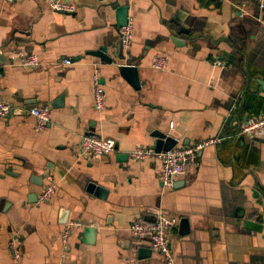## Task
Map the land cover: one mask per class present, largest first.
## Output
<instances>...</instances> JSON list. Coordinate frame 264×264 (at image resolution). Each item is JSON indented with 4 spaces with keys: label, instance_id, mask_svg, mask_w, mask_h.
I'll return each mask as SVG.
<instances>
[{
    "label": "crops",
    "instance_id": "1",
    "mask_svg": "<svg viewBox=\"0 0 264 264\" xmlns=\"http://www.w3.org/2000/svg\"><path fill=\"white\" fill-rule=\"evenodd\" d=\"M55 1L75 9L0 0V98L15 109L0 118V264H58L63 255L65 264H165L131 230L161 213L179 219L175 264H264V134L237 137L245 122L264 115L259 0ZM119 7L128 8L134 28L128 51ZM101 48L113 64L92 55ZM21 51L37 55L41 66L21 67ZM156 55L168 57L166 70L152 68ZM216 59L227 68L215 67ZM120 64L138 68L139 89L120 75ZM96 66L107 96L103 112L94 106ZM34 107L51 109L42 131L30 115ZM155 131L183 146L226 140L203 149L187 174L164 188L159 162L129 156L154 148ZM83 135L114 139L116 152L78 159ZM92 183L105 198L88 192ZM49 184L55 195L38 204ZM73 222L82 226L64 244L62 232ZM85 227L97 230L94 244L85 242ZM13 236L18 261L9 249Z\"/></svg>",
    "mask_w": 264,
    "mask_h": 264
},
{
    "label": "built area",
    "instance_id": "2",
    "mask_svg": "<svg viewBox=\"0 0 264 264\" xmlns=\"http://www.w3.org/2000/svg\"><path fill=\"white\" fill-rule=\"evenodd\" d=\"M8 3H14L18 0H2ZM49 7L52 11H60L71 13L75 7L68 4H62L55 0H48ZM259 7L264 10V0H259ZM134 38V28L132 22L121 29V45L125 51L130 50ZM17 55L13 56V59ZM20 61L18 64L21 67L36 69L41 66L39 57L35 54H26L19 52ZM168 57L165 55H156L153 58L152 68L158 71H164L167 68ZM71 60H66L65 64L71 65ZM215 67L226 69L227 64L216 59L213 62ZM102 77L100 68L96 66L93 71L92 83L94 93V106L99 112L105 109L106 92L102 85ZM15 109L4 103L0 98V118H6L13 114ZM30 115L36 120V130L42 131L51 124V109L49 107H34L30 110ZM264 134V115L257 119H252L245 122L237 137L239 136H260ZM226 138L218 136L213 139L195 143L192 145H177L169 151L157 152L153 147H137L133 149L129 156L136 161L155 160L160 163V177L164 188H172L176 180L187 174L190 166L196 163L198 155L203 149L210 146L222 145ZM116 152V141L112 138H105L93 135H83L80 145L77 149L76 156L78 159L108 157ZM56 187L53 184L47 185L38 197V204H44L51 200L55 195ZM257 221V217L253 218ZM179 219L170 217L166 214H158L156 219L151 222L137 221L132 224L131 230L140 241L149 243L151 250L160 255L165 264H175L172 253V232L178 227ZM79 222L67 224L62 232V242L67 244L75 227H81ZM9 249L15 260L21 259V251L18 245V240L15 236L9 241ZM58 264H65V255L62 256Z\"/></svg>",
    "mask_w": 264,
    "mask_h": 264
},
{
    "label": "water",
    "instance_id": "3",
    "mask_svg": "<svg viewBox=\"0 0 264 264\" xmlns=\"http://www.w3.org/2000/svg\"><path fill=\"white\" fill-rule=\"evenodd\" d=\"M128 17H129L128 8L119 7V16H118L119 27L122 28L128 24L129 22ZM175 40H176L175 42L178 43L179 39H175ZM92 55L99 57L100 60L103 62V64H108V65L113 64V59H111L107 55L106 48H101L99 51L92 53ZM115 57L120 59L121 58L120 53L116 54ZM118 69H119L120 75L123 78H125L135 89H139L141 87V83L139 80V74H138V68L136 66L120 64L118 65ZM233 120H234V115H231L228 118L227 123ZM153 137L156 138L154 149L157 152L169 151L178 145V141L175 138L168 136L166 133L155 131L153 133ZM88 192L94 193L96 196L100 198H105L107 195V191L105 189H102L101 187H97L94 183L89 184ZM34 199H37V195H34ZM181 225L183 226V229L185 228V232L187 234L189 232L187 229V220L183 219L181 221ZM84 237H85L84 240L87 244H94L96 242L97 230L93 227H85ZM141 253L143 256H147V252L145 250L142 249Z\"/></svg>",
    "mask_w": 264,
    "mask_h": 264
}]
</instances>
